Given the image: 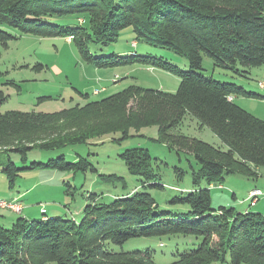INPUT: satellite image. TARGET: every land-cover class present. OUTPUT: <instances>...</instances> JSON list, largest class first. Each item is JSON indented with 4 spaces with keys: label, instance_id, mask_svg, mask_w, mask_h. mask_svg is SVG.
Wrapping results in <instances>:
<instances>
[{
    "label": "trees",
    "instance_id": "16d2710c",
    "mask_svg": "<svg viewBox=\"0 0 264 264\" xmlns=\"http://www.w3.org/2000/svg\"><path fill=\"white\" fill-rule=\"evenodd\" d=\"M0 25L71 38L82 58L98 67L136 62L181 78L176 92L132 85L61 111L0 112V155H7L0 159V172L11 187L26 169L79 172L91 166L96 171L85 158L67 162L63 155L19 167L12 153L26 162L34 149H60L115 132L128 137L131 129L152 125L159 127L160 142L171 150L193 153L199 166L193 169L194 188L173 199L189 206L184 216L158 210L147 191L134 190L109 203L97 202V195L91 194L79 221L18 216L9 228L0 223V264H159L152 249L126 250L124 244L177 234L201 236L203 241L177 253L169 264H213L225 261L227 255L230 264H264V215L224 205L213 208L211 197V187L223 185L230 175L258 177L264 166V120L234 101L238 95L253 93L202 72L204 55L238 74L264 64V0H0ZM127 28H132L136 41L185 56L190 69L136 51L127 56L97 53L117 42ZM11 38L17 36L0 28L1 42ZM6 99L0 89V106ZM187 115L208 126L226 148L174 132ZM120 157L143 187L163 188L156 182L157 158L148 149H127ZM177 170L182 176L184 172ZM102 179L127 186L116 174ZM203 182L207 187H201Z\"/></svg>",
    "mask_w": 264,
    "mask_h": 264
},
{
    "label": "rangeland",
    "instance_id": "374dc122",
    "mask_svg": "<svg viewBox=\"0 0 264 264\" xmlns=\"http://www.w3.org/2000/svg\"><path fill=\"white\" fill-rule=\"evenodd\" d=\"M59 21L64 23L63 20ZM0 28L17 36L9 39L6 44L0 41V89L7 96L0 106L1 113L11 110L61 111L77 104L83 105L88 101L103 99L132 85L176 92L181 81L176 74L143 63L98 67L84 60L74 42L67 41L63 36L23 33L7 25H0ZM137 41L132 28H127L121 32L117 42L97 53L127 56L136 51L138 54H150L166 59L183 70L190 69L189 60L185 56L170 49ZM40 64L43 66L40 67ZM203 67L204 75L222 82L235 83L253 93L254 95H238L235 102L264 120V64L245 69L249 72L238 74L222 69L211 57L204 55ZM239 69L244 68L239 66ZM102 88L104 90L99 94L94 93V90ZM173 131L226 148L208 126H201L191 115H187L183 123ZM158 139L159 127L152 125L140 130L131 129L128 137H123L121 132H115L91 139L87 143L60 149H34L29 151L26 162H23L19 154L12 153L11 159L19 167L29 166L34 161L46 163L63 155L67 162L85 158L96 171H93L91 166L86 171L79 172L50 167L26 169L20 172L13 187L5 174L0 172V199L9 200L20 195L24 205L28 204V201L38 199L34 207H46L48 216H62L79 221L83 217V209L91 202V194L97 195V202L109 203L118 196L137 190L151 193L157 202L158 210L184 216L189 211V206L173 203V199L194 188L193 169H198L199 166L193 153L175 148L171 150L166 143ZM136 147L148 149L151 155L157 158L154 165L156 182L163 185V188L143 187L140 177L130 173L120 155L127 149ZM6 157V154L0 155V159ZM177 168L184 172L182 176ZM259 172L258 178L233 174L226 179L224 188L211 187L212 207L217 209L224 205L227 208L234 207L236 212L242 211L238 205L240 200L256 185L257 180H260L261 185L264 184V166L259 168ZM110 174L124 177L127 186L123 187L121 182L114 183L102 179V175ZM201 187H207L206 183L203 182ZM233 192L236 193L235 197ZM258 202L257 207H251V211H264V197ZM246 206L248 204L241 205V209ZM54 208H58V211H54ZM13 211L16 212L13 209L0 208V212L6 217L5 220L1 218V224L5 227H11L13 219L18 217ZM10 217L13 219L10 220ZM202 241L201 236L193 234L145 237L129 240L124 244V249L150 248L154 251V260L157 263L169 264L176 259L177 253L196 248ZM116 249L119 250L120 247L117 246ZM213 264H230V257L227 255L225 261Z\"/></svg>",
    "mask_w": 264,
    "mask_h": 264
},
{
    "label": "crops",
    "instance_id": "0c3cea01",
    "mask_svg": "<svg viewBox=\"0 0 264 264\" xmlns=\"http://www.w3.org/2000/svg\"><path fill=\"white\" fill-rule=\"evenodd\" d=\"M71 40V38H67V41H70ZM134 44H136V43H134ZM99 94V93H98ZM234 101H235V98H234ZM258 172H259V170H258ZM259 175H260V172H259ZM259 175H258V177H259ZM257 177V178H258ZM263 177H264V175H263ZM218 187H220V188H224V186L223 185H218ZM256 188H259V189H261L263 192H264V184L263 185H261L260 184V180H257V182H256V185L253 187V188H251L250 190H249V192L252 190V189H256ZM249 192H248V194L247 195H245L244 196V198H242V200H240V203L238 204L239 205V207H240V210H242V211H239V212H248V211H251L250 209H251V207H257V205H258V201L260 200V198L261 197H264V194L263 195H261L260 197H259V199L257 200V202L255 203V205H253L252 206V204H251V199L249 198ZM233 196L235 197L236 196V193L235 192H233ZM9 200H17L22 206H23V211L21 212V213H16V212H14L13 211V214L16 216L17 214V216H19L20 214H22L24 217H26L27 219H33V218H43V219H46L47 217H50V216H48L47 215V213H48V210L46 209V207H44V206H40V208H37V207H34V205L36 204V203H38V199H34V200H32L31 202L30 201H28V204H26V205H24L23 203H22V201H21V197H20V195H16V196H13L11 199H9ZM245 204H248V206H246L244 209H241V205H245ZM43 205V204H42ZM45 209L46 211H45V213H43L41 210L42 209ZM54 211H58V208H54L53 209ZM257 212H260V213H262L263 215H264V211H257ZM3 220H5L6 219V217H5V215L3 214V213H1L0 212V223H1V220L2 219ZM11 218V217H10ZM13 218H11L10 220H12ZM17 218L15 217L14 219H13V222L12 223H14V221L16 220Z\"/></svg>",
    "mask_w": 264,
    "mask_h": 264
},
{
    "label": "built area",
    "instance_id": "2783aa9c",
    "mask_svg": "<svg viewBox=\"0 0 264 264\" xmlns=\"http://www.w3.org/2000/svg\"><path fill=\"white\" fill-rule=\"evenodd\" d=\"M102 90H104V88H102L101 90L96 89V90H94V93L95 94H98ZM229 98L232 99L231 96ZM263 194H264V192L261 189H259V188L252 189L249 192V198L251 199V204L252 205H255V203L257 202V200L259 199V197L261 195H263ZM0 208L1 209H6V208L13 209L17 213H21L22 212V209H23V206L18 201L0 199ZM41 211L43 213H45L46 210L43 208Z\"/></svg>",
    "mask_w": 264,
    "mask_h": 264
}]
</instances>
